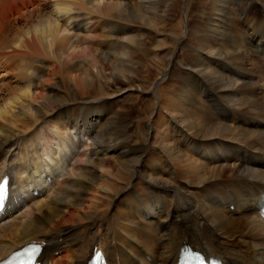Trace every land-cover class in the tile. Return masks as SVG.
<instances>
[{
    "label": "bare ground",
    "instance_id": "1",
    "mask_svg": "<svg viewBox=\"0 0 264 264\" xmlns=\"http://www.w3.org/2000/svg\"><path fill=\"white\" fill-rule=\"evenodd\" d=\"M185 2V26L169 33ZM263 2L0 0V162L22 154L0 163L6 212L53 190L38 220L5 229L0 263L40 241L39 264H89L95 247L109 264H177L184 244L222 264H264V247L231 240L245 231L264 240V75L254 57H264V17L255 24L250 14H264ZM124 26L140 32L124 36ZM157 36L165 66L154 81L141 59ZM119 82L125 92L105 94ZM136 92L154 106L143 139L133 121L117 133L113 119L125 112H111L113 99ZM70 135L79 141L69 145ZM81 145L86 153L60 171L67 148Z\"/></svg>",
    "mask_w": 264,
    "mask_h": 264
},
{
    "label": "rangeland",
    "instance_id": "2",
    "mask_svg": "<svg viewBox=\"0 0 264 264\" xmlns=\"http://www.w3.org/2000/svg\"><path fill=\"white\" fill-rule=\"evenodd\" d=\"M123 1H125V0H123ZM186 1V0H185ZM192 1V0H191ZM193 1H195L196 3H198V1L199 0H193ZM264 3V2H263ZM161 7V8H160ZM159 7V10H161V9H163V7L162 6H160ZM185 7H186V2H185V4L181 7V8H179L178 10H177V12H175V14H177L176 15V19H175V21H174V25H172L171 27V29H170V31H169V33H177V31L178 30H181V28L182 27H184L185 25L184 24H186V10H185ZM236 7H238V6H236V5H234V8H236ZM39 8V7H38ZM252 11H250V14L252 13V19L254 18V21H255V24H258L259 23V20L261 19V18H263L264 17V14H262V12H260V9H258V7H254V6H251V8H250ZM236 10V9H235ZM257 11H259L260 13H258ZM178 17V18H177ZM238 21H240V18H238ZM184 23V24H183ZM240 23V26L242 25V20L239 22ZM243 23H244V21H243ZM141 25V24H140ZM183 25V26H182ZM141 26H144V25H141ZM132 28H133V26H131ZM131 27H129V26H124V27H117L119 30H121V32H124V31H126V33L125 34H123L124 36L127 34H129L130 33V30L132 29ZM116 28V30H118ZM123 28H124V31H122L123 30ZM13 30V29H12ZM118 30V31H119ZM140 32L137 28H133L132 29V32ZM131 32V33H132ZM136 32V33H137ZM121 33H119V35L120 36H123ZM126 35V36H127ZM96 40V39H95ZM94 40V41H95ZM99 40H100V38H99ZM160 41H162L161 40V37H153V39H149V40H147L146 41V46L145 47H143V50L144 51H146L147 53H149V58L146 60L145 58L144 59H141V61L144 63V64H148V65H150L151 66V69H152V71H153V80L154 81H156V77H158V76H160V73L162 72V70H163V68H164V64L160 61V60H158L159 58L158 57H160V54L159 53H161L162 54V51H161V49H162V45H164V42H160ZM90 42H92V44H93V40H91ZM148 42V43H147ZM95 43H99V41H98V39H97V41H95ZM186 43V42H185ZM188 44V43H187ZM138 50V52H139V49H137ZM142 50V49H141ZM154 51V52H153ZM260 52L261 51H255L254 52V57L257 59L258 58V63L260 64V62H261V64H262V74L264 75V63H262V62H264V57L263 56H259V54H260ZM186 53V54H185ZM183 54H185V55H183L184 57H188L189 58V55H190V53L188 54V52H184ZM188 54V55H187ZM139 55V54H138ZM262 59V60H261ZM145 60H146V62H145ZM152 62V63H151ZM80 63H81V65L83 66V67H85L86 65H87V62L86 61H80ZM162 63V64H161ZM164 65V66H163ZM180 75H182V76H185L186 74H181L180 73ZM186 77L187 76H185V80H186V83L188 82V80L186 79ZM238 79H240V76H239V78ZM153 81V82H154ZM172 83H175V82H173V81H171ZM146 84V83H145ZM147 85V84H146ZM164 85V84H163ZM107 87H108V89H107ZM150 86H148V88H149ZM106 89H107V91L105 92V94L106 95H117V94H120V93H123V92H125V90L127 89V85L126 84H124L123 82H119L118 84H109V86H106ZM160 89V90H159ZM164 91H165V89H163L162 87L161 88H158V90H157V92H158V95L159 96H161V95H163V93H164ZM162 93V94H161ZM264 95V94H263ZM152 96V95H151ZM156 97H157V95H156ZM115 98V97H114ZM117 99V100H116ZM152 98H150L149 96H146V95H144V94H140L139 95V93L138 92H136L134 95H129V96H120V97H116L115 99H113V109L112 108H106V107H103L104 108V110L106 111V112H110V109H112V115L114 114V113H116L118 110H119V108H121L122 110H124V114L127 116V115H129L130 116V118L128 117L127 119L125 118V119H122V117H124L125 115L122 113V117H118L117 119H119V120H114L113 119V122H117V124H115L114 125V127H116L115 128V130L116 131H118L117 133H119L121 130H122V132L124 131V133H122L121 132V134L122 135H124V134H126V129L124 130V128H123V125L121 124V122L123 123H126V124H128V123H130V122H134V125H133V127H138V126H140L141 128L138 130V133L141 135V137H142V139H143V137H144V131H143V129H142V126L144 125V122L148 119V117H149V115L152 113V110H153V108H154V106H153V100H151ZM117 101V102H116ZM98 110H101V108H98ZM114 110V111H113ZM91 112L92 110H88L87 111V113L88 112ZM90 115V114H89ZM125 120H127V121H125ZM121 121V122H120ZM119 122V123H118ZM48 124H45V126H46V129L49 127V125L47 126ZM116 125H119L118 127L116 126ZM113 126V125H112ZM126 128H128V125L126 126ZM55 130V129H54ZM131 130H133V129H131ZM56 131V132H55ZM55 131H53L54 132V134H55V138H58V136H60V130H55ZM50 135H52V133L50 134ZM71 136V135H70ZM74 136V135H73ZM71 136V137H69V136H67L66 138H65V142H66V139L67 140H69L68 141V143H69V145H71L74 141H79L78 140V138H76V136ZM127 136V135H126ZM29 139V138H28ZM62 143H59L58 145H59V147H58V145L56 146L58 149H60V145H61ZM78 147V148H77ZM75 149L74 148H67V157H63V158H60V160L59 161H61L62 160V163H59V170L60 169H62V170H60V171H63V169H64V171H66L68 168H69V165H71V166H75V162H73L72 160H71V158L73 157V155H75L76 153L77 154H79V156H81V155H84L85 153H86V148H84V146L82 147V145L81 146H77ZM13 149V148H12ZM7 150H9V149H7ZM6 150V151H7ZM5 151V152H6ZM16 151V152H15ZM14 151V154H13V156L12 157H10L9 155L10 154H3L2 155V161H3V163H4V160L5 161H7L6 163L8 164V163H12V164H16V162H18L19 161V158L21 157V151H18V150H15ZM21 155H20V154ZM75 153V154H74ZM72 155V157H71V155ZM16 155H17V157L18 158H16ZM111 155V154H110ZM109 155V156H110ZM20 156V157H19ZM32 156H33V154L31 153L30 154V158H32ZM41 156H43V154L41 155ZM71 158H70V157ZM45 159H46V157L45 156H43ZM6 158V159H5ZM58 158V159H59ZM50 159V158H49ZM49 159H47V160H49ZM10 160V161H9ZM46 160V162H48L49 163V161H47ZM2 161L0 162L1 163V166H3V163H2ZM16 161V162H15ZM73 162V163H72ZM6 163H4V164H6ZM64 163V164H63ZM69 163V164H68ZM52 166L55 164V162L54 161H51V163H50ZM62 165H63V167H62ZM55 166V165H54ZM22 173H24V171L22 170ZM23 175H25V173L23 174ZM54 183V180H52V182H48V184L50 185V184H53ZM67 185H70V183H67ZM49 189V188H48ZM227 189V188H226ZM243 190H245V188H242ZM242 190V191H243ZM227 191L229 192L230 190L229 189H227ZM244 192V191H243ZM30 193H32V191L30 192ZM53 190H48V191H46L45 193H44V195L43 196H40V197H38V198H36V199H31V200H28L27 202H25L23 205H21L19 208H17V209H13V210H11L12 212L8 215V217H6L5 219H2L1 221H0V237H2V236H4V231H5V229L7 228V227H10V226H12V225H16L17 227H19V226H23L25 223H27L28 221H30L32 218H33V220H38V218L41 216V215H38V211H37V209H38V205L40 204L41 206H43V205H46V203L48 204V202H50V200H51V198L53 197ZM43 201V202H42ZM47 201V202H46ZM127 200H119V202H117L119 205H117V207H119V206H121V205H123L125 202H126ZM38 203V204H37ZM120 203H122V204H120ZM35 205H37V206H35ZM232 207L233 206H231L229 209L232 211V213H235V208L234 209H232ZM45 209H44V211H47V208L46 207H44ZM30 213H32V214H30ZM36 213V214H35ZM115 213H116V210L113 212V217H111V218H113V223L112 222H107V225H114L115 223H114V218H115ZM36 215H37V218H36ZM31 217V218H30ZM235 217V216H234ZM236 219H238V218H236ZM26 221V222H25ZM21 222V223H20ZM111 223V224H110ZM8 225H10V226H8ZM114 227H116L115 225L113 226V228ZM201 228H203V224L200 226V229ZM113 232H115V231H113ZM238 238H242V240L244 241V242H246V244H250V245H255L256 247H260V246H262V247H264V240H262L261 238H259V236H254V235H252V234H248V233H246V231L243 233V232H238L236 235H234L233 236V238L231 239L232 241H233V239H235V240H238ZM258 239V240H257ZM248 242V243H247ZM236 243H238V241L236 242ZM236 243H230L231 245L232 244H236ZM256 243V244H255ZM240 244H236L235 245V247H236V249H246V247H244V246H242V245H240ZM160 246H161V243H160ZM249 246V245H248ZM70 248V247H69ZM249 249H250V246H249ZM63 252V254H69L70 252H69V250H67V249H64V250H62ZM57 254L58 255H62L61 254V252H57ZM65 254V255H66ZM54 257H57V256H55L54 255ZM137 264H143L144 262L142 261V257H140L138 260H137ZM141 262V263H140ZM49 264H51V263H49Z\"/></svg>",
    "mask_w": 264,
    "mask_h": 264
}]
</instances>
